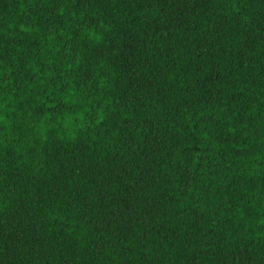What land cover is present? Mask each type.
I'll return each mask as SVG.
<instances>
[{
  "label": "trees",
  "instance_id": "trees-1",
  "mask_svg": "<svg viewBox=\"0 0 264 264\" xmlns=\"http://www.w3.org/2000/svg\"><path fill=\"white\" fill-rule=\"evenodd\" d=\"M0 264H264V0H0Z\"/></svg>",
  "mask_w": 264,
  "mask_h": 264
}]
</instances>
